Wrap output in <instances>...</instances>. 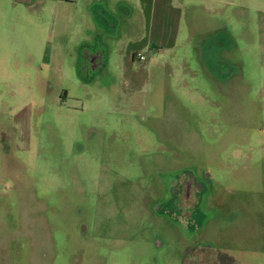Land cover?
<instances>
[{
    "label": "rangeland",
    "instance_id": "1",
    "mask_svg": "<svg viewBox=\"0 0 264 264\" xmlns=\"http://www.w3.org/2000/svg\"><path fill=\"white\" fill-rule=\"evenodd\" d=\"M71 1L0 0V264H264V0Z\"/></svg>",
    "mask_w": 264,
    "mask_h": 264
},
{
    "label": "crops",
    "instance_id": "2",
    "mask_svg": "<svg viewBox=\"0 0 264 264\" xmlns=\"http://www.w3.org/2000/svg\"><path fill=\"white\" fill-rule=\"evenodd\" d=\"M33 1V0H9V3L12 5H24L26 8L29 7V3ZM37 1H41V0H37ZM58 2H62L64 1L65 3H69V2H73L71 0H57ZM93 1H98V0H89V2H93ZM137 1V3L139 5H144L148 7L147 13L143 12L142 14V30L141 33H143L144 40H149L152 43V40H157V38H160L161 36V32H160V21L156 18V12L155 10L158 8L161 9H170L172 10V6L169 4L170 0H135ZM129 1L128 0H117V4H118V12H120L122 9L129 10V7L127 6V3ZM102 4V9L103 12H101L99 15H92V22L90 21V23H88L86 21V28L87 29L85 31V37L84 40L87 43H83L81 44L79 50L81 48H83L84 46H88V47H93V45H95L98 42H101V44H103L102 42H105V40H107V37H113L116 35V27L117 25L120 23V19H117L115 17H113L109 12V14H106V10H107V6L104 5L103 2H101ZM96 7V6H93ZM92 7V9H93ZM124 15H129L128 13H124L122 14ZM102 16V17H101ZM125 16V17H126ZM121 24V23H120ZM130 29V28H129ZM150 35L151 37L148 38L147 36ZM91 44V45H90ZM154 46V45H152ZM103 53L105 51H107V46L105 45H101ZM133 50H125L126 55L130 56V52ZM136 54V53H133ZM132 57H134V55H132ZM136 57V55H135ZM96 59H94L92 56L90 57V63H94ZM93 67L95 68V64H93ZM97 69V68H96Z\"/></svg>",
    "mask_w": 264,
    "mask_h": 264
},
{
    "label": "built area",
    "instance_id": "3",
    "mask_svg": "<svg viewBox=\"0 0 264 264\" xmlns=\"http://www.w3.org/2000/svg\"><path fill=\"white\" fill-rule=\"evenodd\" d=\"M136 57L138 60L143 61L145 58L142 54L136 53Z\"/></svg>",
    "mask_w": 264,
    "mask_h": 264
}]
</instances>
